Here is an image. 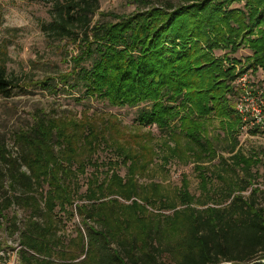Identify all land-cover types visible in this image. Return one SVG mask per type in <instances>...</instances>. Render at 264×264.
Here are the masks:
<instances>
[{"label":"trees","instance_id":"1","mask_svg":"<svg viewBox=\"0 0 264 264\" xmlns=\"http://www.w3.org/2000/svg\"><path fill=\"white\" fill-rule=\"evenodd\" d=\"M177 1L149 6L146 0H126L142 8L114 16L115 22L95 23L97 1L56 3L42 31L49 41L75 46L70 71L42 79L8 77L0 65L4 99L35 90L58 95L81 89L83 96L116 108L148 103L150 110L138 117L143 127L164 129L177 119L163 159L192 162L201 193L190 195L183 179V189L172 200L148 195L135 177L143 176L156 154L145 144L149 135L122 132L114 117L97 120L87 113L77 117L35 108L30 126L13 137L17 154L0 145V218L11 206L28 213L19 237L25 264H264V191L253 172L260 160L239 152L220 157L231 176L203 167L215 151L203 139L201 122L213 116L223 122L227 135L244 126L236 110V82L249 70L264 73V0ZM240 3L243 9L232 8ZM233 38H247L253 52L237 75L212 54L224 43H232L235 51ZM251 128L252 134L259 131ZM101 149L112 153L104 164L94 161ZM120 166L128 178L120 177ZM101 167L106 169L102 180L97 175ZM88 168L95 173L82 184ZM5 178L10 195L3 187ZM119 199L135 201L125 205ZM153 202L167 210L183 208L171 217L147 219L143 205ZM56 211L80 219L82 229L73 238L59 235Z\"/></svg>","mask_w":264,"mask_h":264},{"label":"rangeland","instance_id":"2","mask_svg":"<svg viewBox=\"0 0 264 264\" xmlns=\"http://www.w3.org/2000/svg\"><path fill=\"white\" fill-rule=\"evenodd\" d=\"M69 0H0V65H4L8 77H20L28 74L35 79L43 77H55L60 73L70 71L71 64L69 58L73 55L74 45H66L62 42H52L42 31V26L51 21V16L56 3L65 4ZM93 1V0H89ZM98 5L92 21L95 22H115L114 16H128L141 9L135 5H129L126 0H95ZM171 2L177 5V0H146L147 5H159L163 2ZM232 8L243 9V3L234 4ZM103 14L104 16H99ZM252 36L250 39H254ZM227 40V38H225ZM245 40H235L236 49L232 50L233 44L224 43L218 49L212 51L215 58H220L224 69L232 68L234 75L245 69L253 52ZM86 66L88 63L85 64ZM235 83V82H234ZM238 87L237 102L245 108L247 126L238 129L233 135H227L223 122L213 116L201 119L204 128V140L211 142L215 151V158L206 160L203 167L210 171H222L223 175L231 176V170L223 163L220 157L228 159L231 155L239 152L246 157L257 155L260 164L253 169L257 172L256 183L261 191H264V114L262 112V102L258 97L264 91V73L261 69L253 72L246 71L243 78L236 82ZM35 108H41L46 113L61 114L69 112L80 117V114L100 120L114 117L120 122L121 131L131 136L138 135L147 138V146L153 148V161L148 165L143 176H136L137 184L147 188V194L165 195L167 199H173L175 195L187 184V191L190 195H200L198 188L197 171L194 170L192 162L184 164L179 160H171L168 163L163 159V146L168 142L170 132L177 130V119L171 121L164 129L156 126L143 127L138 123L141 112L150 110L147 103L136 107L116 108L108 104L107 101L98 98L83 96V90L64 89L58 95H49L47 92L33 91L28 95H20L4 99L0 96V145L12 156L17 154V149L13 143L16 132L25 130L31 124V115ZM182 108L179 102L176 109ZM259 131L252 134L253 129ZM236 141V142H235ZM143 142V141H141ZM236 143V145H235ZM172 147L173 144L169 143ZM235 145V147H234ZM112 158V153L108 149H101L94 157L98 164L106 163ZM2 169H4L2 167ZM24 170V169H22ZM4 171V170H3ZM106 169L101 167L97 175L102 180ZM95 173L93 168H88L84 176L80 177V183L84 184L87 175ZM6 173V172H5ZM118 174L122 178H128L126 169L120 166ZM185 183H183V180ZM154 184V186H152ZM84 186V185H83ZM152 186V187H151ZM4 190L8 189L7 178L3 179ZM85 191V186L80 190ZM243 195H249V190ZM0 197H2L0 195ZM119 201L129 205L135 199L129 201ZM142 204L141 202H138ZM154 206L143 205L149 218L157 219L158 216L171 217L176 210L161 208L163 205L153 202ZM156 203V204H155ZM81 204V202H76ZM74 205V207H75ZM74 210V208H73ZM60 220L59 235L65 239L75 236V230L81 228V222L76 213L73 217L57 212ZM28 219V213L17 208L9 207L4 212V218H0V264H25L20 256L21 247L19 244L20 232ZM15 225V227H14ZM17 228V231L15 230ZM16 231V232H15Z\"/></svg>","mask_w":264,"mask_h":264},{"label":"built area","instance_id":"3","mask_svg":"<svg viewBox=\"0 0 264 264\" xmlns=\"http://www.w3.org/2000/svg\"><path fill=\"white\" fill-rule=\"evenodd\" d=\"M243 76L241 78H239L238 81L241 80L243 78ZM263 96H264V91H262V93L259 95L258 99H259V101L262 102V105H263L262 112L264 114V100H263ZM236 110L238 111V113L240 115L243 116V121L245 123L244 126L242 127V129H243L245 126H247V124H249V123H246L247 121H245L246 120L245 113H244L245 112V108H244V106L241 103H238L237 102V104H236ZM251 127H253V126H251Z\"/></svg>","mask_w":264,"mask_h":264}]
</instances>
